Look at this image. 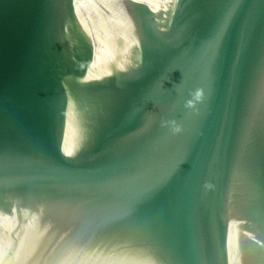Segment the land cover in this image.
Returning a JSON list of instances; mask_svg holds the SVG:
<instances>
[{
  "label": "water",
  "instance_id": "obj_1",
  "mask_svg": "<svg viewBox=\"0 0 264 264\" xmlns=\"http://www.w3.org/2000/svg\"><path fill=\"white\" fill-rule=\"evenodd\" d=\"M0 264H264V0H0Z\"/></svg>",
  "mask_w": 264,
  "mask_h": 264
}]
</instances>
